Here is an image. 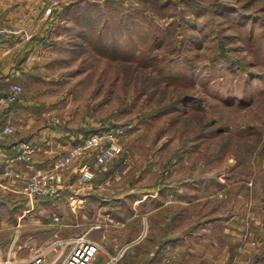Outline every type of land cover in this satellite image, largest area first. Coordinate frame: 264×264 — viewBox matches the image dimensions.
Listing matches in <instances>:
<instances>
[{
  "label": "rangeland",
  "instance_id": "obj_1",
  "mask_svg": "<svg viewBox=\"0 0 264 264\" xmlns=\"http://www.w3.org/2000/svg\"><path fill=\"white\" fill-rule=\"evenodd\" d=\"M39 3L33 64L0 67V97L22 86L19 114L0 106V126L33 134L35 173L97 130L125 126L123 152L87 181L78 169L94 151L74 159L57 198L1 178L2 258L67 239L64 255L84 237L103 248L97 264H236L242 242L245 264L262 261L264 0Z\"/></svg>",
  "mask_w": 264,
  "mask_h": 264
},
{
  "label": "built area",
  "instance_id": "obj_2",
  "mask_svg": "<svg viewBox=\"0 0 264 264\" xmlns=\"http://www.w3.org/2000/svg\"><path fill=\"white\" fill-rule=\"evenodd\" d=\"M2 31L3 29L0 25V33ZM2 46L0 41V48ZM21 92V84L14 82L9 91L0 97V106L17 102ZM51 123L65 129V124L58 119L52 120ZM125 128V126H118L113 129L109 128L104 132L97 130L96 133H90L81 142L71 146L64 154L56 158L50 168L31 175L13 171L12 179L17 181V185L20 188L19 191L28 196L54 197L62 187V171L74 159H80L91 151H94L92 162L84 163L78 169L79 178L82 181L90 180L97 173L106 171L107 167L123 152V145L119 140V135L125 131ZM13 133V126L5 125L0 130V141L7 140ZM16 146L18 153L15 159L25 162L32 161L35 150L33 140H21ZM50 217L53 222L58 220L57 215L54 213ZM66 240L61 239L58 241L59 249H55L56 252L53 254L45 251V249H37L29 258L19 261L9 257L2 258L0 255V264H97L98 260L102 257V246L84 237L70 241V246L66 250V253L61 255L64 244L69 242ZM117 257L118 255L111 256V261ZM108 263V260H106V263L103 264Z\"/></svg>",
  "mask_w": 264,
  "mask_h": 264
},
{
  "label": "crops",
  "instance_id": "obj_3",
  "mask_svg": "<svg viewBox=\"0 0 264 264\" xmlns=\"http://www.w3.org/2000/svg\"><path fill=\"white\" fill-rule=\"evenodd\" d=\"M38 4L41 6L39 0H0V25L3 29L0 33V41L3 45L0 48L1 70L3 69V65L7 59H12V62L15 61L16 64L18 63V68H21L22 66L25 69L29 66V64H33V62L30 61L32 58L31 55L33 46H35L38 43L39 38H41L40 36L42 35L41 32L43 30V24L45 23V19H43V7H40ZM18 72L19 69H17L14 74H17ZM0 77H2V73H0ZM17 102L10 104V107L7 106L8 108H6L4 113L5 117H15V113L19 114L20 111L17 109ZM6 121L7 120H5V123L0 126V130L5 125L13 126V123ZM48 131L50 132L51 130ZM32 136L33 134L31 135L30 132L26 134H19L14 128V133L7 140L0 141V179L3 177L9 178L12 176L13 171H19L24 174H32L39 170L32 166L33 160L26 163L25 161L15 159L18 153L16 146L17 143L21 140H31L30 137ZM45 137L47 136H38L42 142L47 141L48 138ZM50 143L51 141H47L45 144L48 145ZM58 146L60 148H65L66 150L68 148V146H65L64 144L62 146L61 144H58ZM44 152L46 151L44 150ZM62 190L63 189H60V193ZM54 197L57 198V195ZM54 197H50L48 199H52ZM238 244H236V246H240V255L238 256L240 261H236V264H245V258H243L245 245L243 242L240 243L241 245ZM219 261L220 260H216V262L212 264H220ZM262 261L259 260V256L257 255L256 258L254 257L252 259L250 264H264Z\"/></svg>",
  "mask_w": 264,
  "mask_h": 264
},
{
  "label": "trees",
  "instance_id": "obj_4",
  "mask_svg": "<svg viewBox=\"0 0 264 264\" xmlns=\"http://www.w3.org/2000/svg\"><path fill=\"white\" fill-rule=\"evenodd\" d=\"M54 8H55V7H53L52 10H51V11H52L51 14H50L51 17H52L53 15H55Z\"/></svg>",
  "mask_w": 264,
  "mask_h": 264
}]
</instances>
